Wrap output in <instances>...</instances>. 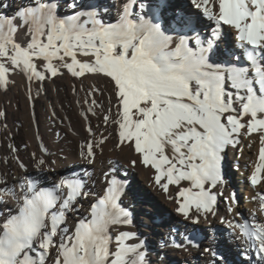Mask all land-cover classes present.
<instances>
[{"label": "snow or ice", "instance_id": "1", "mask_svg": "<svg viewBox=\"0 0 264 264\" xmlns=\"http://www.w3.org/2000/svg\"><path fill=\"white\" fill-rule=\"evenodd\" d=\"M191 4L195 13L168 15L171 0H120L114 20L104 19L109 8L102 13L92 0H28L12 15L0 12V89L14 73L29 82L61 69L76 78H105L112 106L102 122L105 131L115 126L114 148L129 149L133 167L153 172V186L193 228L217 215L224 153L229 147L242 152V138L248 139L249 149L256 146L248 176L256 207L242 217L232 192L224 197L231 218L220 223L241 242L249 257L242 264H253V253L255 264H264V0ZM203 20L210 22L207 36L198 30ZM87 132L92 138L81 143L79 156L94 166L112 132L97 135L90 126ZM39 151L34 167L43 173L48 149L40 143ZM17 164L23 177H0V264H152L150 243L132 230L133 213L122 206L124 181L105 172L97 194L85 171L45 186L44 177L32 178ZM83 202H89L87 215L70 222ZM184 242L198 247L194 238ZM204 252L213 264H226L211 248Z\"/></svg>", "mask_w": 264, "mask_h": 264}, {"label": "bare ground", "instance_id": "2", "mask_svg": "<svg viewBox=\"0 0 264 264\" xmlns=\"http://www.w3.org/2000/svg\"><path fill=\"white\" fill-rule=\"evenodd\" d=\"M92 2L99 6L102 13L104 8H109L110 15L104 16V19H116L120 0H92ZM3 3L9 6L0 7V12L12 15L17 7L28 3V0H3ZM180 5L182 4L173 3L168 15L186 13ZM62 11L69 12L70 10L63 8ZM209 24V21L203 20L198 26V30L204 36L207 30L210 31ZM221 47H224V44ZM40 70L43 71L42 65ZM93 89L97 91L93 92ZM90 92L91 95H89ZM109 94L108 81L101 76L89 74L76 78L71 76L66 69H61V74L56 77L49 75V78L43 82H29L21 73L12 74L8 87L0 89V111L5 112V116L0 117V177H3L5 173L9 177H23L25 170L18 167L17 160L25 164L27 173L32 178L44 177L41 180L44 185L52 184L61 176H69L72 173L83 175L85 171H88L92 173V181H95L94 185L89 183V189L102 194L105 186L103 173L109 172L110 175H115L117 179L124 181L125 186L131 187L126 191L127 194L121 203L133 213L135 222L132 230L142 234V239L147 238L151 242L157 237L156 248L149 254L152 264H168L171 261H176L175 264H213L214 257L211 253H205V248H211L222 256L226 264H242L243 261L249 259L244 254L241 242L230 238L226 225L220 223V217L231 218L227 212L224 197L232 192L230 190L232 183L227 179L224 185L217 189L223 192V196L218 197L217 215L210 216L207 221L202 219L201 224L193 228L189 222L184 221L176 213L174 200H170L162 191L153 186V172L140 164L133 167L130 161L136 157L129 149L125 148L120 151L114 148L116 135L113 129L115 126L108 127L105 131L106 126L102 122L103 115L112 106L109 104ZM93 100L96 101V105H102V107L93 105ZM112 103L115 104L114 98ZM89 108L93 111L90 112ZM112 111L114 113L115 108ZM89 126L97 135L100 133L107 135L109 131L112 132V136L104 146L103 154L98 153L94 166L88 165L79 156L81 143L92 138L87 132ZM40 143L48 149L46 155L48 165L43 173L34 167L33 159V153L37 156L41 155ZM248 143V139L242 138L240 146L243 148L242 152L239 148L226 149L222 161V166L225 167L228 176L232 164L241 171L242 177L238 179L246 193L245 198L241 200L243 201L241 208L245 210L239 212L235 209V211L241 213L242 217H249L256 207L250 200L255 192L248 182L252 169L249 174L245 173L251 161L250 152L253 153L255 150L254 145L249 149ZM9 145L16 148L15 153L11 152ZM14 156L17 159H13ZM252 158L255 159L256 156ZM109 161L113 163L109 164ZM137 181L141 182V187L137 185ZM175 193L176 189L170 188L169 195L175 196ZM150 197L155 198L158 208L146 205ZM88 207L89 202H83L79 213L70 216V222L74 223L78 216H86ZM148 209L151 210L152 215L160 216L164 212L176 215L177 219L172 229L161 228L160 230L151 223L147 216L141 213H145ZM191 232L206 236L207 239L201 247H194L184 242V238L188 237ZM173 241L176 244H183V247H176ZM251 259L255 264L258 257L252 254Z\"/></svg>", "mask_w": 264, "mask_h": 264}, {"label": "rangeland", "instance_id": "3", "mask_svg": "<svg viewBox=\"0 0 264 264\" xmlns=\"http://www.w3.org/2000/svg\"><path fill=\"white\" fill-rule=\"evenodd\" d=\"M182 4L180 5L181 7L183 6V11L184 12H188L189 9L190 12H196V9L192 6L190 0H171V4ZM186 8V9H185ZM209 33V30L206 31L205 35L207 36V34ZM232 40V36H231V33L228 32L227 35H226V41L227 42H231ZM225 46V45H224ZM254 152L251 153L250 152V155H251V161L250 163L248 164L247 168H246V174H249V172L251 171L252 167H251V163L253 161H255V159H253L252 157H254L255 155V152H256V146L254 145ZM256 156V155H255ZM223 167V173H224V178L225 180H229L231 183H232V188H230V190L232 192H235L238 196V200H239V203L238 205L235 206V209H237L239 212H242L243 210H245L244 208H241L242 205H243V201H241L243 198H245L246 196V193L244 192V187L242 186V184L240 183V180L238 179L239 177H242L240 175L241 171L235 166L232 164L230 166V175L228 176L225 172V167ZM137 185L141 187V182L140 181H137L136 182ZM45 185H51L49 183H46ZM129 189H131V187H127L125 186V191H128ZM141 189V188H140ZM231 192V193H232ZM152 198V199H151ZM123 201V199H122ZM148 202L146 203L147 206L151 207V208H158L157 207V201L155 200V198L153 197H150L148 200ZM124 206V204H123ZM142 214H144L145 216H147V218L149 219V221L153 224H155L160 230L161 228H163L164 230H171L172 227L174 226L173 223H175L176 219H177V216L174 215V214H171V213H167V212H164L162 215H158V214H153L151 213V210L148 209V211H146L145 213L144 212H141ZM174 218V219H173ZM199 234H196L195 232H191L189 233L188 237L190 238H194L195 240V243L198 245V247H201L203 245V243L206 241L207 238L203 237L202 235H199ZM157 238V237H156ZM153 239L152 242L151 240H148L147 238H144L146 239L150 245H151V249H150V252L153 251L154 248H156V244H157V239ZM194 247H197V246H194ZM254 255V253H253ZM176 261H171L169 262L168 264H175Z\"/></svg>", "mask_w": 264, "mask_h": 264}]
</instances>
